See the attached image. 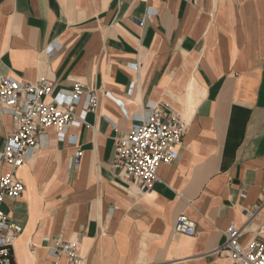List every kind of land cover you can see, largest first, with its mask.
<instances>
[{"label": "crops", "instance_id": "0c3cea01", "mask_svg": "<svg viewBox=\"0 0 264 264\" xmlns=\"http://www.w3.org/2000/svg\"><path fill=\"white\" fill-rule=\"evenodd\" d=\"M0 76L100 97L16 171L25 191L1 204L23 226L14 264H68L53 238L78 242L84 264H240L220 251L232 222L241 244L264 242V0H0ZM153 104L188 129L142 193L114 166L115 137ZM13 129L0 110V151ZM181 214L193 235L174 230Z\"/></svg>", "mask_w": 264, "mask_h": 264}, {"label": "built area", "instance_id": "2783aa9c", "mask_svg": "<svg viewBox=\"0 0 264 264\" xmlns=\"http://www.w3.org/2000/svg\"><path fill=\"white\" fill-rule=\"evenodd\" d=\"M135 21L139 26L144 25L143 17ZM47 51L51 53L52 47ZM52 87L53 82L46 78L28 82L0 76V110L14 119V129L6 136L5 146L0 151V160L10 168V172L0 176V264H14V243L23 232V226L11 221L1 208L6 198H18L25 191V184L16 171L43 145L46 128L55 127L62 137L69 126L85 122L86 114L97 112L100 107L97 90L84 82L77 81L71 89L56 94H52ZM79 104L82 110L77 113ZM165 108L162 104L149 106V113L143 120L132 130L120 132L115 137L114 166L142 193L153 189L162 163L178 158V146L188 129L187 121ZM81 153L77 149L74 154L76 166ZM195 226L194 220L181 214L174 230L193 235ZM242 231L243 228L230 223L220 251L240 264H264V242L252 239L243 245L239 241ZM49 248L55 256L66 254L68 264H84L76 241L53 238L49 240Z\"/></svg>", "mask_w": 264, "mask_h": 264}]
</instances>
